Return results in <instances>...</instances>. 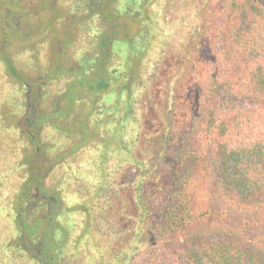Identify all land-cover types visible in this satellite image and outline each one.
Wrapping results in <instances>:
<instances>
[{"label": "trees", "instance_id": "trees-1", "mask_svg": "<svg viewBox=\"0 0 264 264\" xmlns=\"http://www.w3.org/2000/svg\"><path fill=\"white\" fill-rule=\"evenodd\" d=\"M23 1L0 0V161L4 163L5 153H20L15 165L0 166V178L13 176L15 183L14 193L0 199V264H37L23 254L12 255L19 246L13 236L17 230L31 236L53 226L43 233L48 242L44 252H53L48 264H131L137 255L140 264H264V214L256 213L264 211V0H225L216 40L223 71L213 65L214 57L209 58L208 42H202L210 38V24L219 20L213 19L205 0H192L198 16L192 19L188 49L168 48L169 35L151 2L129 0L124 12L114 9L104 15L112 16L111 29L97 37L99 49L86 50L81 57L72 46V19L62 34L53 27L45 33L44 23L15 25L16 2L22 11L18 19L30 15L24 12ZM117 22L122 24L113 27ZM131 24L135 30L129 33ZM41 39L44 43L36 44ZM200 55L207 60H200ZM206 69L212 70L210 83L221 78L213 94L225 88V98H240L239 107L219 114L209 111L201 85ZM234 83L240 90L233 92ZM46 90L54 92L49 117L61 114L55 100L63 98L70 106L80 100L82 109L76 110L74 123L81 144L97 145L105 136L106 148L112 145V134L118 141L112 145L111 162L70 163L82 171L84 182L79 202L70 210L81 214L78 226L71 218L61 222V216L45 223L40 212L30 213L22 205L33 185H42L43 162L29 158L21 117L34 101H40L38 118L43 116L46 111L40 107ZM92 111L98 115L107 111V120L116 123V129L104 131L98 120L91 123ZM204 118L202 135L208 131L219 140V157L212 155L217 166L213 194L224 208L206 216L194 231L198 217L192 188L203 157L191 138ZM125 120L128 157L121 159ZM95 172L92 184L88 176ZM49 178L53 185L58 175L53 172ZM75 250L83 256L78 258Z\"/></svg>", "mask_w": 264, "mask_h": 264}, {"label": "flooded vegetation", "instance_id": "flooded-vegetation-1", "mask_svg": "<svg viewBox=\"0 0 264 264\" xmlns=\"http://www.w3.org/2000/svg\"><path fill=\"white\" fill-rule=\"evenodd\" d=\"M23 0H20V2ZM129 0H24L22 8L25 9L24 12H30L26 19H18L20 15L18 8L19 3H15L12 9V19L15 25H28L44 23L45 33L52 32L50 28L53 27L60 34L65 32L66 24L70 19H72L74 41L72 46H75L76 53L79 57L82 56L86 50L95 51L100 48L98 36L101 33H106L112 27L113 19L112 16L108 19L104 15L112 14V10L120 9L124 12L127 9ZM144 0H136L137 4L142 3ZM151 2L150 8L155 12V17L161 24L163 30L167 35H169V47L171 51L179 50L181 47L188 49L192 42L191 29H192V19L194 16H198L195 13V9L198 5H193L192 0H148ZM197 1V0H196ZM209 9L213 5L212 0H205ZM209 2V4H208ZM206 6L202 11V14ZM200 11V12H201ZM124 14V13H122ZM122 20H128L125 16H122ZM122 24V22H117L113 24V27ZM180 26L179 36L177 41L175 37L174 28ZM135 30V26L131 24L127 28V32L132 33ZM42 31V32H44ZM36 39V38H35ZM174 40V42H173ZM179 41V43H178ZM44 41L38 40L36 44H42ZM181 44V46H180ZM124 48V46H120ZM89 51V52H91ZM179 54V52H177ZM117 62L120 58L117 57ZM112 63V62H110ZM46 95L42 96V106L46 112L42 113L43 116H37L38 104L40 101L31 102V109L27 110V114L21 119L23 120L24 130L27 132L26 143L30 147L29 158L31 160L42 161V185H33L31 192L26 194L23 198L22 205L28 209V212L35 211L40 212L45 223L55 222L62 213V215H69L71 217L73 226L76 225V215L77 212H71L70 210L74 204L79 202V190L82 182V171L79 168H74L75 165L70 163L80 162L81 160L86 162L95 163V161L113 160V147L108 145L106 148L102 142L105 136L101 137L99 143H93V145L88 146L81 144L79 128L74 123V115L77 113L76 110H80V100L74 102L77 105L70 106L69 103L63 98L55 100L57 108L61 110V114L52 117L48 116L47 112L50 111V97H54V92L51 90H46ZM54 107V109H57ZM107 111L103 113L91 112L89 119L90 122L96 125L97 120L98 125L101 130L107 131L116 129V123L112 124V120L108 121L106 116ZM108 113H110L108 111ZM95 115V117H94ZM98 115V116H97ZM41 119V120H40ZM51 122V124H50ZM57 123L60 126L57 128L54 124ZM124 127V133L121 136L123 149L120 151L121 159H127L128 157V122L127 120L122 121ZM20 129V133H22ZM98 142V141H97ZM118 145V141H115ZM34 149V151L32 150ZM33 151V155H32ZM40 151V152H39ZM39 152V155L36 154ZM83 153V154H82ZM82 154V155H81ZM102 155L104 157H102ZM40 158V160L36 159ZM50 161L56 164L50 166ZM56 166L58 169H53ZM95 166V165H94ZM64 168V169H61ZM57 173L58 180L56 184L51 183L50 174ZM97 172V171H96ZM90 174L89 182L94 184V177L97 173ZM84 183V182H82ZM51 184V185H50ZM41 187V188H40ZM67 191V193H64ZM17 201V200H16ZM15 201V202H16ZM64 220V217L62 218ZM61 219V220H62ZM54 220V221H52ZM59 220V219H58ZM61 221L64 223V221ZM54 226L48 229L43 228L49 232L53 230ZM42 232V231H41ZM43 232V233H44ZM40 233V232H39ZM43 233L33 234L31 236L22 235L18 230L15 232L13 240L15 243L19 242V246L16 245L14 250L11 251L14 257L23 254L29 260L35 261L37 264H48V258L53 257L52 251L44 252L43 248L48 243L45 238H43ZM122 240L126 242L127 233L123 234ZM123 243V242H122ZM124 244V243H123ZM122 244V245H123ZM20 248V249H19ZM123 248V246H121ZM78 258L83 256L79 251H76ZM81 255V256H80Z\"/></svg>", "mask_w": 264, "mask_h": 264}, {"label": "rangeland", "instance_id": "rangeland-1", "mask_svg": "<svg viewBox=\"0 0 264 264\" xmlns=\"http://www.w3.org/2000/svg\"><path fill=\"white\" fill-rule=\"evenodd\" d=\"M212 1H213V5L211 7L213 8H211V10H213V13H211V16H213V19H215V17H219V20H216L217 19L216 18L214 21V24L213 25L210 24L212 26V27L210 26L209 28L210 38L206 40V37H204L202 42H208L209 44L208 49L210 48V51H211L209 58L214 57L213 61L215 62H213V65H215V67L218 65V67L222 70L224 68V60H223L224 58H223V55H220V53H218L217 51L218 42L216 40H218L217 34L220 31L221 26H223L221 25L223 21L222 16L224 12L226 11L225 9L226 6H225V0H212ZM180 29H181L180 26H177L174 28L175 36H172V37L173 39L175 37V41H177V37L179 36ZM200 37L201 36H199V38ZM216 55L218 58H216ZM207 58L208 57H205V55H200V60H202L203 62L207 60ZM209 71H212V70L210 69L204 70L203 79L201 81L203 92L205 96L208 97L209 111L213 112V114H219V113L225 112L228 109H234V108L239 107V105L241 104L239 102L240 98L238 99L236 98L233 101H230V99H228L227 97L225 98L224 95L226 94H224V91H223L225 88H221L215 91V93L213 94V90H216V88L218 89L219 83L221 82V78L219 79L214 78L213 83H210L211 81H209L207 77L212 72H209ZM222 76H224V73L222 74ZM231 88L233 89V92H235V90H240V88L238 89L237 83L232 84ZM238 94L239 93H237V95ZM205 120L206 118L202 119L201 122H199L198 127L194 131L193 136L191 138L193 144H195V149H197L201 157H203V163L202 164L199 163L196 167V174L194 177L195 184H193V188H192L193 210H194L195 216L198 217V219L193 222L192 229L194 227L195 229H199V227L203 225V222L201 221L206 216H212L217 210H219L220 208H221L220 210H222L224 208V206L222 205L223 204L222 201L219 200V198L214 196L213 194V192H215L216 190V183H215L214 176H215V172H217V169H216L217 166L214 164V162H212L213 160L212 155L219 157V146L217 145V141L219 140L215 138L214 133L209 134L208 131L205 132L204 136L202 135L203 132L205 131L204 129L205 127L204 124L206 123ZM13 127L15 129H13L12 127L11 128L14 131H17V130L19 131L18 127L16 126H13ZM114 136L115 134H112V138L109 139V143H111L112 141V145L115 144ZM10 139L13 140V137H10ZM11 152L12 153H9V155L8 153L4 154L3 159H2L4 163L0 161V166L6 165V164L9 165L10 162H12V165H15V162H17V159L20 158V153L16 154L13 151ZM12 177L13 176H8L7 179H4V177L0 178V199L2 200L8 199L9 196H11L14 193L13 190L15 188V183ZM256 213L258 215L259 214L263 215L264 211H257ZM80 215L81 214L78 213V215L75 216L76 221L79 220ZM60 216L62 218L64 217V220L66 219L67 221H69L71 218L67 214L62 215V213L60 214ZM77 223H76V226H78ZM82 230H84L85 232L84 227ZM257 232L258 230L256 231V233ZM78 240L80 241L81 237H78ZM92 240H94V238ZM75 251H78V250H75ZM135 258H138V259H136V261H134L135 260L134 259L133 262H131V264H140V260H139L140 256L137 255ZM105 260L106 262L108 261V259H105Z\"/></svg>", "mask_w": 264, "mask_h": 264}]
</instances>
